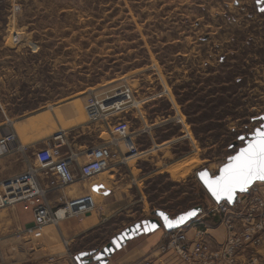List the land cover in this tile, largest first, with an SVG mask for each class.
Segmentation results:
<instances>
[{"label":"rangeland","instance_id":"1","mask_svg":"<svg viewBox=\"0 0 264 264\" xmlns=\"http://www.w3.org/2000/svg\"><path fill=\"white\" fill-rule=\"evenodd\" d=\"M258 1L0 0V127L72 105L66 112L76 121L105 127L90 144L113 141L109 128L119 120L135 137L136 156L75 183L102 182L115 197L110 204L92 195L91 209L73 219L101 223L72 249L153 217L155 209L175 216L202 204L207 211L211 199L196 172L216 173L237 148L230 145L264 114V0ZM120 89L131 100L91 121L88 100ZM60 121L64 129L68 122ZM75 184L65 189L67 201L90 194L79 195ZM14 258L0 254V264Z\"/></svg>","mask_w":264,"mask_h":264},{"label":"built area","instance_id":"2","mask_svg":"<svg viewBox=\"0 0 264 264\" xmlns=\"http://www.w3.org/2000/svg\"><path fill=\"white\" fill-rule=\"evenodd\" d=\"M130 100V91L120 89L113 96L90 98L85 111L91 121L104 120L107 112L120 110ZM109 133L113 141L91 149L90 158L77 172L69 157L61 154L59 144L62 138L57 135L59 144L47 145L34 152L38 167L0 182V208L22 203L24 208H31L35 227L57 224L64 217L87 213L94 205L90 199V203L77 207L83 200L66 201L63 196H58L56 205L51 206L48 195L78 180H87L102 173L110 168L113 161L123 162L139 153L127 121H117L109 128ZM14 138V133L4 132L0 127V153L6 151L7 143ZM261 184L255 183L246 193H238L231 201L217 203L210 200L207 211L191 221V237L184 227L168 231L158 249L173 252L184 264H264V193ZM216 225L225 231L222 242L211 239L208 234L209 228Z\"/></svg>","mask_w":264,"mask_h":264},{"label":"crops","instance_id":"3","mask_svg":"<svg viewBox=\"0 0 264 264\" xmlns=\"http://www.w3.org/2000/svg\"><path fill=\"white\" fill-rule=\"evenodd\" d=\"M71 106L68 105L67 108ZM67 108L64 110L58 107L56 111L54 109L49 113L44 111L17 121L6 120L1 125L4 132L14 133L15 138L7 143L6 151L0 153V182L33 168L34 152L47 145L59 144L57 135H61L62 138V142L59 144L60 152L63 156L69 157L75 172L90 158L88 155L90 150L99 146L101 142L93 145L88 142V139L94 135L101 140L105 133V127L91 124L89 121L78 122L71 115L72 112H66ZM60 120L68 122L64 129L61 128L60 122L62 121ZM28 151L33 159H29ZM101 184L103 185L102 182ZM74 186L77 193L81 195L88 193L94 184L90 186L89 184L77 183ZM88 186L90 187L88 188ZM66 187L48 195L51 206L56 205L55 201L58 196H63L66 200ZM112 188L111 186L107 195L101 193V190L100 193L98 192V195L104 196L106 203L110 201L111 204V200L115 197L114 188ZM261 188L264 193V183L261 184ZM80 214L64 217L57 224H53L54 229L50 228L52 224L42 229V227L34 226L32 210L24 208L22 203L0 208L1 256L7 261H13L14 256H18L14 258L12 264H77L74 258L77 253L100 249L113 236L130 225L120 228L94 245L72 249L71 243H74L75 239L83 238L85 233L101 223L99 219L95 223H88L89 217H85L86 220L83 221L82 219H73ZM184 228L188 237H191L193 233L191 222ZM165 234L166 231L161 227L154 232L142 234L127 241L125 246L108 258L106 264H144L145 262L151 264H184L173 252H161L158 249ZM208 234L211 239L218 242H222L225 238L224 229L217 225L209 228Z\"/></svg>","mask_w":264,"mask_h":264},{"label":"water","instance_id":"4","mask_svg":"<svg viewBox=\"0 0 264 264\" xmlns=\"http://www.w3.org/2000/svg\"><path fill=\"white\" fill-rule=\"evenodd\" d=\"M262 0L258 1L261 2ZM258 120L261 121L260 125L256 128H254L252 133H249L247 135H239L237 140L234 141L229 148L236 150L227 157L225 163H223L217 173L212 174L208 169L202 168L196 172V177L199 181V183L203 186L204 190L208 194L209 198L217 203L227 200L231 201L235 198V196L238 193H246L251 186H253L257 182L264 183V180H254L251 184H249L245 190L241 191L237 189L235 193L233 194V197L231 200H229L225 196H221L219 200L216 199L215 196L212 195V193L209 191L204 179L201 178L202 173H206V178H212L214 179L216 176L220 174V169H222L225 165L229 164L232 157H235L237 154L240 153L241 149L246 148L249 143L253 142L258 132H264V114L259 115L257 117ZM242 141V145H238V142ZM104 190L102 193L104 195L109 194V190L104 189V186L102 184L100 185H94L92 187V190L99 192L100 190ZM203 205L198 204L195 205L189 209H187L184 212H181L175 216L170 215L169 212L163 209H155L152 212L153 217L141 219L139 221H135L134 223L130 224L129 226L125 227L123 230H121L119 233H117L115 236H113L109 242H107L104 246H102L100 249H92L88 251H82L75 255V261L77 264H106L108 261V258L115 253L117 250H120L123 246L126 245L127 241L142 235V234H148L150 232H154L155 230L159 228H163L166 232L176 230L179 228L184 227L191 221H193L195 218L198 217L200 213L203 211ZM188 213H193L192 215H188ZM165 217L167 218V221L165 220ZM181 217H185L182 221L180 220ZM168 222H172L171 226H167Z\"/></svg>","mask_w":264,"mask_h":264},{"label":"snow or ice","instance_id":"5","mask_svg":"<svg viewBox=\"0 0 264 264\" xmlns=\"http://www.w3.org/2000/svg\"><path fill=\"white\" fill-rule=\"evenodd\" d=\"M206 177V173L201 174V178L217 200L221 196L231 200L237 189L243 191L254 180H264V132H258L253 142L241 149L239 154L231 158L229 164L220 169L218 176L214 179ZM183 219L185 217L180 218L181 221ZM165 220L167 221L166 217ZM171 223L168 222L167 226L170 227Z\"/></svg>","mask_w":264,"mask_h":264},{"label":"bare ground","instance_id":"6","mask_svg":"<svg viewBox=\"0 0 264 264\" xmlns=\"http://www.w3.org/2000/svg\"><path fill=\"white\" fill-rule=\"evenodd\" d=\"M96 180V179H95ZM100 182H101V180L100 179H98ZM95 182V181H94ZM104 182H106V181H104ZM93 183V182H92ZM85 185V184H84ZM88 185V184H87ZM90 185V184H89ZM86 187V186H85ZM90 186H88V188H89ZM75 191V190H74ZM88 193H90V194H86V196H83V197H79L77 200L78 201H81V200H83V202L82 203H79V204H77V207L79 206V205H81V204H86V203H90V201H89V199L91 200V203H92V205L95 203V201H94V198L95 197H93L92 195H94V194H97L98 192H93V194H92V192L90 191V190H88ZM99 193H100V191H99ZM62 214V213H61Z\"/></svg>","mask_w":264,"mask_h":264}]
</instances>
